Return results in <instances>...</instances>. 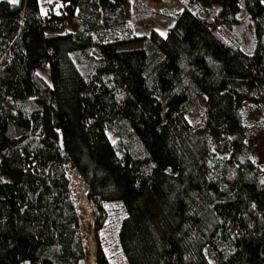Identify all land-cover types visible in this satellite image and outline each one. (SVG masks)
Returning <instances> with one entry per match:
<instances>
[{
  "label": "trees",
  "instance_id": "16d2710c",
  "mask_svg": "<svg viewBox=\"0 0 264 264\" xmlns=\"http://www.w3.org/2000/svg\"><path fill=\"white\" fill-rule=\"evenodd\" d=\"M42 1L0 0V264L84 257L67 163L92 264H264V0Z\"/></svg>",
  "mask_w": 264,
  "mask_h": 264
},
{
  "label": "rangeland",
  "instance_id": "374dc122",
  "mask_svg": "<svg viewBox=\"0 0 264 264\" xmlns=\"http://www.w3.org/2000/svg\"><path fill=\"white\" fill-rule=\"evenodd\" d=\"M40 2H41V6L43 7L44 5L43 1L40 0ZM151 5L154 8L165 9L169 12L173 9L179 8V6L176 5V3H174L171 0H162L158 2H153L151 3ZM239 17L241 18L242 21H245L244 16L243 14H241V12L239 14ZM170 21H171L170 18L164 17V16L133 21L132 22L133 32L136 35H148L150 30L154 28L160 31L161 33H164L166 27L170 24ZM141 46H142V43L137 42V43H133V44L125 45V46H120L119 49L139 48ZM92 53L96 56L99 55L96 49H92ZM160 101L163 104L164 98H161ZM247 114L249 116V122L251 124V133L248 138V150L250 154L252 155V157L254 158V160L258 163V165L264 169V121L259 122L258 120L259 116L261 115V111L260 109L251 108L247 110ZM68 165L69 163L65 165V168ZM69 179L71 183V194H72L77 212L79 214V220H80L81 227L83 228L84 234L86 236L84 240L85 241L84 245L86 248V245L89 244L90 249H91L90 256L87 258V260L90 262V264H92L93 255H94V239H93V232H92L91 206L86 199L85 189H84L82 180L80 179L81 184H79L78 182L72 180L70 176H69ZM78 200H84L87 203L86 206L88 207V211H86L85 214L80 213L79 208L77 206ZM115 227L116 226L114 225V223H112L110 226L109 232L106 233V235L108 236L107 238L110 242V246L108 247V253L111 257V263L112 264H127L124 259V255L122 254L121 251H119V247L116 244H114L115 242H114L113 237H114ZM89 228H91V231L88 233Z\"/></svg>",
  "mask_w": 264,
  "mask_h": 264
},
{
  "label": "bare ground",
  "instance_id": "6f19581e",
  "mask_svg": "<svg viewBox=\"0 0 264 264\" xmlns=\"http://www.w3.org/2000/svg\"><path fill=\"white\" fill-rule=\"evenodd\" d=\"M66 172H68L70 178H72V180L78 182L79 184H81V181H80V178L79 176L77 175L74 167L69 163V165L65 168ZM77 185V184H76ZM86 202L84 200H78L77 202V206L79 208V211L80 213H84L86 211H88V207L86 206ZM91 231V228H89V231L88 233ZM86 238V236H85ZM85 242V241H84ZM86 252H87V255L85 257V264H90V262L87 260V258L90 256V253H91V249H90V246L89 244L86 245Z\"/></svg>",
  "mask_w": 264,
  "mask_h": 264
},
{
  "label": "water",
  "instance_id": "95a60500",
  "mask_svg": "<svg viewBox=\"0 0 264 264\" xmlns=\"http://www.w3.org/2000/svg\"><path fill=\"white\" fill-rule=\"evenodd\" d=\"M82 229H83V228H82ZM85 255H87V253H86V248H85ZM85 255H84L83 258H81V259L78 260V264H85V257H86Z\"/></svg>",
  "mask_w": 264,
  "mask_h": 264
},
{
  "label": "snow or ice",
  "instance_id": "6c2138e0",
  "mask_svg": "<svg viewBox=\"0 0 264 264\" xmlns=\"http://www.w3.org/2000/svg\"><path fill=\"white\" fill-rule=\"evenodd\" d=\"M13 2L15 3V2H16V0H13Z\"/></svg>",
  "mask_w": 264,
  "mask_h": 264
},
{
  "label": "built area",
  "instance_id": "2783aa9c",
  "mask_svg": "<svg viewBox=\"0 0 264 264\" xmlns=\"http://www.w3.org/2000/svg\"><path fill=\"white\" fill-rule=\"evenodd\" d=\"M85 246V245H84Z\"/></svg>",
  "mask_w": 264,
  "mask_h": 264
}]
</instances>
